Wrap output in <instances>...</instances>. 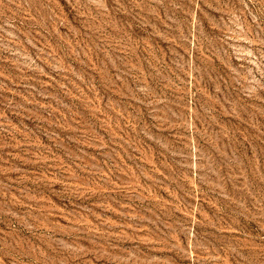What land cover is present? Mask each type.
<instances>
[{
  "label": "rangeland",
  "instance_id": "374dc122",
  "mask_svg": "<svg viewBox=\"0 0 264 264\" xmlns=\"http://www.w3.org/2000/svg\"><path fill=\"white\" fill-rule=\"evenodd\" d=\"M0 264H264V0H0Z\"/></svg>",
  "mask_w": 264,
  "mask_h": 264
}]
</instances>
